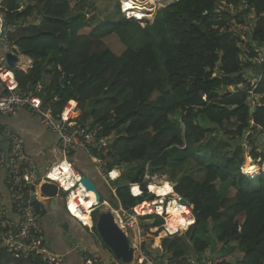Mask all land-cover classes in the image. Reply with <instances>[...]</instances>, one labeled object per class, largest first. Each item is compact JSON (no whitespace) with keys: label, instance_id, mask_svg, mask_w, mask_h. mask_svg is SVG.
Segmentation results:
<instances>
[{"label":"trees","instance_id":"1","mask_svg":"<svg viewBox=\"0 0 264 264\" xmlns=\"http://www.w3.org/2000/svg\"><path fill=\"white\" fill-rule=\"evenodd\" d=\"M105 1L115 4L106 18L97 0H0L3 25L16 26L8 42L31 62L11 70L19 89L41 85L57 114L75 101L78 123L113 137L99 157L109 171L120 163L116 198L107 190L114 207L155 201L146 177L189 168L173 192L193 223L159 249L146 244L160 261L264 264V61L255 62L264 58V0H173L144 27L121 15L118 0ZM254 77L250 94L245 79ZM246 159L257 177L244 173ZM142 220L146 232L164 224L158 215ZM0 264L43 263L0 248Z\"/></svg>","mask_w":264,"mask_h":264},{"label":"built area","instance_id":"2","mask_svg":"<svg viewBox=\"0 0 264 264\" xmlns=\"http://www.w3.org/2000/svg\"><path fill=\"white\" fill-rule=\"evenodd\" d=\"M15 29V25L4 26L0 21V47L3 52H8L12 48L7 38ZM256 52L259 53L260 49L256 48ZM263 61L264 58L261 56L255 62L261 64ZM258 82L259 77L246 78L245 83L248 87L246 90L252 94ZM42 90L43 87L37 85L31 91H21L12 71L1 57L0 118H13L19 110L26 109L38 117L41 124L57 138V145L51 151L54 165L41 173L25 152L24 141L18 132L0 124V248L16 261L39 259L43 264H67L66 256L55 252L45 242L40 226V207L45 199H49L40 193V187L49 184L56 186L58 191L63 190L66 195L65 209L72 218L76 219L75 214H83L87 211L80 204L76 193L82 191L85 196L83 200L86 201L87 194L90 193L85 192L80 184L82 175L73 168L71 153L78 150L86 153L103 185L114 198H116L115 188L111 187L110 183L119 178V167H113V170L109 171L99 157L100 154L105 155L113 144L112 136L102 135L104 126L78 123L75 116L77 108L75 101H69L61 113H54L50 103L44 102ZM261 143L264 145V137H261ZM114 171L117 172L116 177H112ZM130 191L134 196L141 194L140 191L138 194L133 193L132 186ZM71 197L75 205V214L69 206ZM140 205L131 211H124L120 204L114 207L102 201L99 207L103 206V209L106 208V211L111 213L114 224L128 240L133 250L131 264H165L148 251L146 244H149V234L145 231L146 224L142 220L150 215L162 216L156 210L159 205H155L154 201ZM99 207L94 203L88 209L89 216ZM192 223L193 221L187 220L185 231ZM91 228L92 224L89 229ZM152 229L157 235L153 237L154 247L149 244V248L156 249L155 244L159 242L161 236L158 228ZM163 235L167 237L173 234L164 232ZM74 251L77 258L73 264H122L113 257L105 260L96 250L83 244H75Z\"/></svg>","mask_w":264,"mask_h":264},{"label":"crops","instance_id":"3","mask_svg":"<svg viewBox=\"0 0 264 264\" xmlns=\"http://www.w3.org/2000/svg\"><path fill=\"white\" fill-rule=\"evenodd\" d=\"M30 64L29 59L20 56L17 68L25 72L29 69ZM0 124L18 132L24 141L25 152L35 162L41 173L54 165L51 151L57 145V138L41 124L38 117L32 115L26 109H21L13 118H0ZM70 160L73 168L78 173L86 175L94 182L104 197L103 201L111 205L109 203L108 189L103 185L95 166L86 153L82 150L75 151ZM42 208L40 226L47 238V242L55 252L66 256L67 264H73L77 258V254L74 251L75 244L86 245L96 250L105 260L110 259L108 250L101 246L99 239L93 238L92 231L89 229L90 226H84L77 219L72 218L67 213L64 202L59 199H45ZM90 220L92 224V215ZM155 248L159 249L160 246L156 243Z\"/></svg>","mask_w":264,"mask_h":264},{"label":"rangeland","instance_id":"4","mask_svg":"<svg viewBox=\"0 0 264 264\" xmlns=\"http://www.w3.org/2000/svg\"><path fill=\"white\" fill-rule=\"evenodd\" d=\"M91 1L95 2V0H91ZM97 1H98L97 6L99 9V16L106 18L111 13L112 14L114 13L113 11H114V5L115 4L113 5L112 3H107L105 0H97ZM171 2H173V0H118L121 15H123L125 19H129L130 21H134V22L138 23L141 27H144V25L146 23L151 24L153 19H154V15H155L156 11L160 8L165 7L166 5L170 4ZM111 18H115V16H112ZM0 21H2L1 16H0ZM261 56H263V55H261ZM249 166H251V168L253 167L250 159H246V163H245V167H244V173H246V175H249V177H251V178L257 177L258 173H256L255 170H249V171L246 170ZM188 172H189V168L186 167L185 164H182L179 167H177L176 169H169V172L161 171V172L155 174L153 177L148 176V177H146V181H148V183H149V187L147 185V191L149 193H152L155 196H157L155 193H153L151 191L152 186L157 185V186L162 187L161 186L162 183H164L166 185V184H169V182H174V181L180 179L181 177H183L184 174H186ZM119 174H120V172H119ZM194 177L197 178V172L196 171H194ZM110 186L113 187L112 183H110ZM171 191H172V188H171ZM162 196L163 197L157 196V199L154 202H157V201L162 202L160 205L163 209L161 214L163 216L165 225H166V220L168 218V215H167L165 210H166L169 202H171V200L172 201L174 200L179 206L186 208L189 211V215L187 217V220L189 219L190 221H193L192 216H191L190 207H188L187 205L180 204L179 197L176 194H174L173 191L170 194H166V195L162 194ZM139 206H141V205H139ZM152 207L154 208V206H152ZM106 210H107L106 208L103 209V206H101L98 208L97 212L99 214V212H103ZM164 224H163V227L160 229L161 230L159 233V235L161 236L160 239H162V237H164V235H162V234H164V232L169 233ZM177 232L178 233H184L185 228H183V229L181 228L178 231H176L175 233H177ZM148 234H149L148 243L154 247L153 237L156 236L157 234H156L155 230H153V229L151 231H148ZM169 234H171V233H169ZM93 238L98 239L95 235L93 236ZM160 239H159V242H156L158 244V246H160V241H161ZM99 243H100V241H99ZM101 246H102V244H101Z\"/></svg>","mask_w":264,"mask_h":264},{"label":"water","instance_id":"5","mask_svg":"<svg viewBox=\"0 0 264 264\" xmlns=\"http://www.w3.org/2000/svg\"><path fill=\"white\" fill-rule=\"evenodd\" d=\"M1 57L5 61V65L10 70H13L17 67L20 55L17 48L12 47L8 52H2L1 50ZM257 144L258 146H262L260 136L257 137ZM144 164L145 160L143 161L142 165ZM119 166V161L114 160V162L112 163V167ZM152 169L156 170L157 168ZM80 184L82 185L85 192L93 195L95 206L99 207L102 202V196L94 182L86 175H82ZM169 185L171 186L172 191H174V188L177 184L169 182ZM40 193L47 199H59L65 202L66 195L64 191H58L57 187L54 185H42L40 187ZM109 202L111 201L109 200ZM179 202L182 205L187 204L186 200L182 198H179ZM92 227H94L95 233L102 246L108 250L110 257H113L116 261H119L122 264H131L133 260V250L130 248L128 240L119 230V228L114 224L112 215L109 211L99 212L96 219H92Z\"/></svg>","mask_w":264,"mask_h":264},{"label":"bare ground","instance_id":"6","mask_svg":"<svg viewBox=\"0 0 264 264\" xmlns=\"http://www.w3.org/2000/svg\"><path fill=\"white\" fill-rule=\"evenodd\" d=\"M66 173H68L67 170H66ZM52 175H53V173H52ZM116 175H117V172L114 171L112 173V177H116ZM166 185H168V186H166ZM166 185L163 184L162 187L154 185L151 187L152 188L151 191L153 193H155L157 196L163 197L162 194L166 195V194H170L172 192L171 186L169 184H166ZM148 187H149V185H148ZM132 191H133V193L138 194L140 190H139L137 185H133ZM76 197H78L80 204L82 206H84V208L87 211L83 214H75V209H74L75 205H74L72 197L69 199L70 210L76 215L75 216V217H77L76 219H79V221H81L84 225L89 226V225H91V220H90V216L88 214V209L95 203L94 197L92 194H87L88 200L87 201L83 200L85 196L82 193V191H78L76 193ZM161 203H162L161 201L155 202V205H159L156 209L159 213H162V211H163L162 207L160 206ZM165 211L168 215V218L166 220V225L165 224L164 225L166 226V229L169 233L174 234L179 229H181V228L183 229L184 227H186V225H187V219L186 218L189 215V211L186 208L179 206L174 200L173 201L171 200V202H169ZM184 216L186 218H184Z\"/></svg>","mask_w":264,"mask_h":264},{"label":"clouds","instance_id":"7","mask_svg":"<svg viewBox=\"0 0 264 264\" xmlns=\"http://www.w3.org/2000/svg\"><path fill=\"white\" fill-rule=\"evenodd\" d=\"M124 14V13H123ZM129 20V19H128ZM20 55V54H19ZM21 56V55H20ZM17 68V67H16Z\"/></svg>","mask_w":264,"mask_h":264}]
</instances>
